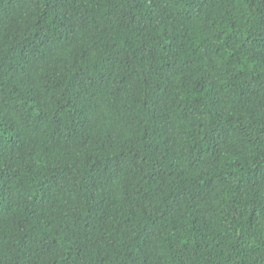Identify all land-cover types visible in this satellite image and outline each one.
<instances>
[{
  "label": "trees",
  "instance_id": "16d2710c",
  "mask_svg": "<svg viewBox=\"0 0 264 264\" xmlns=\"http://www.w3.org/2000/svg\"><path fill=\"white\" fill-rule=\"evenodd\" d=\"M0 264H264V0H0Z\"/></svg>",
  "mask_w": 264,
  "mask_h": 264
}]
</instances>
